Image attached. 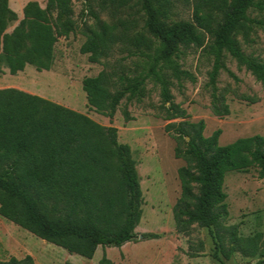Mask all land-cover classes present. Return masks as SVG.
I'll return each mask as SVG.
<instances>
[{
  "label": "trees",
  "instance_id": "16d2710c",
  "mask_svg": "<svg viewBox=\"0 0 264 264\" xmlns=\"http://www.w3.org/2000/svg\"><path fill=\"white\" fill-rule=\"evenodd\" d=\"M176 2L191 5L190 20L172 19ZM85 3L93 23L82 22L85 41L80 52L88 55L90 63H103L118 45L130 47L129 55L144 58L143 69L132 76L104 69L83 79L88 107L112 120L122 100L141 101L147 81L158 86L163 118L171 121L164 131L175 143L174 157L184 163L177 170L180 195L173 207L177 231L187 233L193 225L207 229L215 240V259L220 255L229 260L237 252L255 256L256 238H242L232 227L225 244L220 230L228 217L225 177L255 169L258 178L264 179V137L238 138L220 146L221 130L205 137L204 121H189L187 112L173 102L170 89L172 80H193L179 64L190 47L203 48L212 58L210 109L218 119L230 114L225 98L216 94L226 56L264 85V61L241 47L251 44L256 29L264 33V0ZM93 3L101 11L137 8L141 30H136L135 20L102 21L91 8ZM252 12L257 17H251ZM73 16L72 0H46L44 8L30 1L18 20L8 0H0V65L10 75L27 66L49 71L56 43L77 29ZM123 115L129 120L127 110ZM142 203L130 147L118 141L115 128L102 127L86 115L25 91L0 89V218L69 254L91 260L98 246L120 248L134 240ZM102 263L108 262L103 258ZM5 264L34 261L25 256Z\"/></svg>",
  "mask_w": 264,
  "mask_h": 264
},
{
  "label": "rangeland",
  "instance_id": "374dc122",
  "mask_svg": "<svg viewBox=\"0 0 264 264\" xmlns=\"http://www.w3.org/2000/svg\"><path fill=\"white\" fill-rule=\"evenodd\" d=\"M18 1L11 0V4H17ZM36 1L41 7L45 6L46 0ZM86 6L85 0H72L73 19L77 29L68 37L58 40L55 45L54 63L49 71L38 72L27 66L24 71L10 75L2 64L0 89L17 87L86 115L102 127H113L117 130L118 141L130 147L142 192V216L135 229L136 237L120 248L98 246L93 258L86 260L69 254L0 218V264L7 263L10 258L22 260L25 256H30L34 264H103V258L107 264L264 262V179L258 178L255 169L246 173L231 172L226 175L224 192L227 195L228 217L222 223L220 235L227 244L230 228L236 227L238 236L256 238L258 251L253 257L237 252L229 260L220 255L219 259H215L212 255L215 240L207 229L193 225L187 233H180L175 225L173 207L180 195L177 170L184 163L174 157L175 143L164 131V127L171 121L163 118L159 87L147 81L141 101L122 100L112 120L88 107L82 90L83 79L95 77L104 69H117L132 76L143 69L144 58L139 54L129 55L127 48L130 47L118 45L110 57L102 61L104 64L90 63L88 55L80 52L85 41L82 22L87 25L93 23ZM13 7L19 10L16 6ZM91 8L107 23L135 20L136 30H141L143 25L137 8L123 12L101 11L96 3L91 4ZM191 13L190 4L176 2L172 19L190 20ZM19 15L18 20H21V11ZM250 15L257 17L255 12ZM13 26L8 31H11ZM251 40L250 45L241 44L243 51L264 61L262 30L256 29ZM179 64L193 80H172L170 91L173 102L187 112L189 121H204L205 137L217 129L221 130L218 140L220 146L230 144L238 138L254 135L264 137V85L256 81L248 71L239 68L229 56L225 57V70H221L217 78L216 94L225 98L230 114L218 119L210 109L212 91L208 82L212 58L203 48L190 47L184 50ZM123 110H127L129 120L124 118Z\"/></svg>",
  "mask_w": 264,
  "mask_h": 264
},
{
  "label": "crops",
  "instance_id": "0c3cea01",
  "mask_svg": "<svg viewBox=\"0 0 264 264\" xmlns=\"http://www.w3.org/2000/svg\"><path fill=\"white\" fill-rule=\"evenodd\" d=\"M30 1H36V0H19L17 4H11V0H8L9 4H10V7L13 9V11L16 13L17 17L20 18V11L22 12L23 11V8L24 6L30 2ZM38 2V1H36ZM13 6H16L19 10H15ZM41 7V6H40ZM41 8H44V7H41ZM22 19V18H21ZM9 88H15V89H18L17 87H9ZM19 90V89H18ZM22 91V90H21Z\"/></svg>",
  "mask_w": 264,
  "mask_h": 264
}]
</instances>
